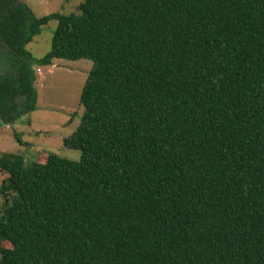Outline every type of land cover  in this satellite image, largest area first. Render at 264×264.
I'll return each instance as SVG.
<instances>
[{
    "label": "trees",
    "instance_id": "16d2710c",
    "mask_svg": "<svg viewBox=\"0 0 264 264\" xmlns=\"http://www.w3.org/2000/svg\"><path fill=\"white\" fill-rule=\"evenodd\" d=\"M0 0V122L38 110L33 66L94 63L80 161L0 155V264H264V0ZM52 47H28L50 22Z\"/></svg>",
    "mask_w": 264,
    "mask_h": 264
},
{
    "label": "rangeland",
    "instance_id": "374dc122",
    "mask_svg": "<svg viewBox=\"0 0 264 264\" xmlns=\"http://www.w3.org/2000/svg\"><path fill=\"white\" fill-rule=\"evenodd\" d=\"M27 4L37 17L53 14L80 15L84 0H17ZM57 22L52 21L28 47L36 59L51 51ZM94 63L90 60H56L53 66H33L37 74L38 110L12 125L0 122V155H23L28 165L44 163L48 154L80 161L81 152L65 147L64 141L80 128L84 117L81 95ZM13 70L6 51H0V75ZM6 176L0 172V189ZM4 200L0 195V204Z\"/></svg>",
    "mask_w": 264,
    "mask_h": 264
}]
</instances>
